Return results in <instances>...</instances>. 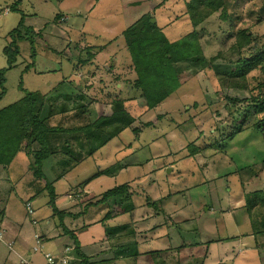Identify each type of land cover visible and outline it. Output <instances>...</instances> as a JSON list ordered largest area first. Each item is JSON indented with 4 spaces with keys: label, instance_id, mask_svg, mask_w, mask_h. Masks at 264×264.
Here are the masks:
<instances>
[{
    "label": "rangeland",
    "instance_id": "obj_1",
    "mask_svg": "<svg viewBox=\"0 0 264 264\" xmlns=\"http://www.w3.org/2000/svg\"><path fill=\"white\" fill-rule=\"evenodd\" d=\"M16 1L0 0V70L8 65L3 54V48L7 44L5 37L18 27L22 15L25 16V25L37 31L40 37L35 46V57L31 56V46L27 41L19 42L21 54L15 69L5 75L6 93L0 99V108L21 99L25 92L53 94L56 91L53 85L64 79L69 81L70 75L75 76V73H72L73 64H77L81 57L88 58V48L99 45V49H104L97 59L98 64H93L92 68H98L101 77L107 79L105 82L109 86L108 89H104V84L99 85L98 82L97 87L89 92L88 97L92 99V103L87 109V118L84 121L75 120L74 114L65 117L54 115L50 125L60 130L81 126L87 121L92 124L100 119L102 113L111 114L116 109H121L120 105H116V101L115 104L110 101L133 96L126 87L130 88L129 85L136 75L124 38L119 36L125 27V19L135 15L139 17L152 10V20L158 21L159 25L174 21V24L164 29L168 37L176 39L192 30L190 22L183 17L186 3L177 5L183 0H172L155 11L152 4L145 0H104L98 4L95 0H22L21 3ZM159 2L160 0H155L153 4ZM225 4L237 7L240 21L231 23L230 17L227 21L223 20L221 10L203 22L197 29L205 55L210 58L222 53L223 57L215 62L220 65L236 60L238 56L232 52L235 41L233 36L243 27H249L254 34L252 55L264 52V20L258 23L264 0H225ZM12 5L16 7L15 10H11ZM7 9L9 12L6 13ZM229 11L230 14L233 13ZM111 14L114 16L111 17ZM179 16L180 19L177 18ZM116 35L119 37L105 49L107 39ZM109 53H113L114 58L113 55L108 56ZM32 63V70L24 71V68ZM113 68L119 69L121 74L110 72ZM110 73L111 78L107 77ZM204 75L206 77L197 76L190 80L151 111L144 108L143 99L139 98L137 93L136 97L128 102L131 105L124 106L129 109L131 115L138 116L137 121L91 155H88L91 148L80 132L50 134L48 146L53 155L42 167L46 179L36 178L31 169V175L39 180L38 185L32 186V176L27 175L28 169L22 170L27 176L15 187L18 195L12 194L10 204L13 203L16 211L14 212L23 220L24 203L27 198L30 199L31 190L34 195L44 192L36 197L34 207H38V210L47 209L45 203L50 200L46 189L47 182H53L63 172L66 174L70 170L69 166L88 155L86 161L75 166V170L71 172L72 179L81 184L97 174L98 170L102 172L109 169L112 174L105 183L94 181L89 187L90 192H102L122 183L129 184L131 179H135L132 181L133 185H130L135 211L125 213V218L119 220L117 225L125 227L124 231L128 233L134 231L143 244H150L147 239L150 231L164 228L165 238L159 239V247H153V250L170 247L174 252L164 257L165 260L160 251L153 253L152 260L157 254V264H204L200 256H203L206 250L209 251L206 264H264V235L251 234L249 214L245 212L244 206H236L242 205L240 202L245 203L242 199L245 192L264 190V135L254 129L258 116L249 118L243 133L230 139L226 138L234 129L232 124L236 111L249 107L253 97L264 99V68L250 73L245 84L240 83L242 88L236 86L230 90H220L215 71L206 70ZM118 83L123 87L120 90L116 86ZM235 97L241 99V103H234L232 98ZM250 113L253 114V110ZM146 123H151V126H146ZM134 127L141 129L138 135L133 131ZM111 129L114 127H111L109 132L113 131ZM191 144L201 147V154L193 156L189 148ZM32 149L36 152L41 147L34 143ZM149 158L153 159L147 167H134L135 164L144 166ZM34 163V160H30V166ZM144 172L146 175L143 178L136 177ZM67 183H54L56 191L62 192ZM9 185L8 172L0 166L2 198H8ZM69 191L71 192V189ZM169 194L171 199L166 201L167 203L160 200ZM97 198L94 197L91 201ZM88 202L82 201L79 207L78 200L74 206L67 209L81 212ZM4 203L9 205L7 201ZM108 211L110 210L105 204L90 207L78 223L83 225L94 222L93 224L106 227L105 216ZM114 213H117L116 208ZM37 229L41 232L40 226ZM99 229L104 228L99 226ZM106 231L110 236L107 235V243L113 249L123 241L133 240L132 235L116 239L115 230ZM180 246L181 250L175 252ZM14 249H18L17 243ZM9 251L0 243L2 264L6 261L7 264L19 263L20 259L13 251ZM133 253L134 250L130 251L129 255ZM149 253L148 250L145 260L147 264L151 263ZM120 254L125 255L126 252L122 249ZM33 255L34 259H41L37 252ZM68 255L73 258L72 264L78 262L75 261V252H69ZM23 256L28 257L25 254ZM102 257L100 256V259ZM43 262L45 264L44 258ZM135 263L137 262H134L133 258H125V262L121 264ZM94 264L101 262L98 259Z\"/></svg>",
    "mask_w": 264,
    "mask_h": 264
},
{
    "label": "trees",
    "instance_id": "obj_2",
    "mask_svg": "<svg viewBox=\"0 0 264 264\" xmlns=\"http://www.w3.org/2000/svg\"><path fill=\"white\" fill-rule=\"evenodd\" d=\"M21 1L17 0L16 3H21ZM151 1L153 0H145L147 3ZM168 1L170 0H160L154 10ZM186 5L183 17L190 22L192 30L177 39L168 37L164 28L160 27L157 22L152 23V19H154L153 13L147 12L137 18L126 19V26L121 35L124 38L136 75V78L129 85L130 91L134 95L128 100L135 98L137 93H139L138 96L143 99L144 108L148 111L158 107L193 78L205 76L206 70L215 71L220 90L224 88L230 90L236 88V86L242 88L240 83L244 82L245 84V80L250 73L259 68H264L262 66L264 65V52L252 55V45L255 38L249 27L239 28L233 36L235 41L232 45V52L238 56L233 62L224 65L216 64L215 62L219 58L221 59L223 54L208 58L203 51L197 28L214 13L221 10V18L223 20L227 21L228 17H230L231 23H238L240 14H238L237 7L225 4V0H188ZM12 7L11 10H15L16 7L13 5ZM229 10L233 13L230 14ZM24 17L22 15L18 27L5 37L7 44L3 49V54L7 58L8 65L0 70V88L2 89L0 99L6 93V73L17 66L21 54L19 42L27 41L31 46V56H36L35 46L40 34L25 25ZM57 18L61 17L57 16ZM177 18L180 19V16ZM263 20L264 6L261 8L258 23ZM114 40L107 41L105 46L112 44ZM87 54V59L81 57L78 63L74 65V72L80 65L85 66L91 62L96 55L90 48L87 49ZM32 67L33 63L31 65L28 64L24 71H30ZM232 99L234 103H241L242 101L237 97ZM120 100L116 101V105H120L121 109H116L111 114L102 113L100 119H97L92 124L87 121L81 126H71L60 130L50 125V120L54 115L60 114L65 117L74 114L72 116L75 120L84 121L87 118V109L92 103V99L82 90L78 91L72 81H66L65 79L59 83L56 91L51 95L41 92H25L21 99L0 109V166L3 168L8 167L19 152H25L35 162L31 166L34 176L38 179H46L42 167L44 162L53 155L48 146V137L56 132L76 134L80 132L85 136V142L91 148L88 155L95 153L96 150L107 145L113 138L119 136L137 121L136 117L131 115L129 109L124 107V101L126 100ZM251 110H253V114L250 113ZM235 114L232 124L234 129L231 133H228L226 138L230 139L243 133L249 118L256 116H258V119L254 123V129L264 135V99L253 97L249 107L243 110L238 109ZM146 126H151V123H146ZM111 127H114V129H111L113 131H110V133L109 129ZM140 130L138 127L133 128L137 135ZM34 143L40 145L41 149L39 151H33L32 145ZM191 145L189 147L191 149L190 152L192 151L193 156H196L202 148L195 144ZM85 158L79 159L78 162L69 166V169L74 168ZM102 172L99 171L79 184L77 188L86 186L93 179L100 176ZM64 174L65 172L58 179L62 178ZM46 186L50 198L48 204L59 221L58 227L71 239L74 250L79 252L80 244L77 236L79 231L84 230L86 226H83L79 231L69 230L64 224V219L74 214L57 207L58 195L54 182L49 181ZM92 197L98 198L92 202ZM82 201L89 202L76 215H84L87 213L88 208L105 204L110 210L105 216V222L118 217V215L132 212L135 209L131 186L127 183L111 188L99 196L91 195L86 199L81 197L79 198V207ZM155 205L156 203H154ZM243 206L245 212L249 214L253 235H264V213H261L264 212V190L247 193ZM115 208L117 213H114ZM123 249L126 252V256L122 254L125 258L139 256L137 243L131 239L125 241ZM132 250H134V253L129 255ZM201 260L204 263L205 258L203 257Z\"/></svg>",
    "mask_w": 264,
    "mask_h": 264
},
{
    "label": "crops",
    "instance_id": "obj_3",
    "mask_svg": "<svg viewBox=\"0 0 264 264\" xmlns=\"http://www.w3.org/2000/svg\"><path fill=\"white\" fill-rule=\"evenodd\" d=\"M103 1L104 0L96 1V4L102 3ZM153 1H155V0H153ZM153 1L148 3V4H152V8L158 4V3L153 4ZM170 1H172V0H170ZM170 1H168V2H170ZM187 1L188 0H183L180 3L178 2L179 4H177V5L179 6L180 4H185ZM168 2H166V3H168ZM164 5H165V3L161 7H163ZM93 9H94V7L92 8V10ZM182 9H184V8H182ZM185 9H186V7H185ZM7 12H9V9L6 10V13ZM151 12H152V10H150V13ZM123 13H124V11H123ZM113 16H114V14H111V17H113ZM133 18H137V16L135 15V17H133ZM156 22L158 23V21H156ZM173 22L174 21H169L166 24L159 25V26L163 27L165 29L167 26L174 24ZM124 26H126V19L124 20ZM124 29H125V27H124ZM123 30L120 32L119 36H121ZM119 36L116 35L111 39H107V41L115 39V38L117 39ZM110 45H112V44H110ZM119 45H121V44H119ZM119 45L117 47H119ZM108 46H105L106 48L105 47L104 48L107 49ZM93 48L92 49L94 50V53H96L95 58L93 60H91V62L86 64L85 66L82 65L80 68H77L76 72H74V64H73L72 73L73 74L75 73L74 74L75 76H71V75L68 76L69 81L73 82L74 87L77 88L78 91L82 90L87 96H90L89 92H91L92 90H94L97 87L96 84L98 82H100L99 85L104 84L105 88H104V86H102V88H104V89H108V87H109L108 84L106 83L107 79L101 77L102 75L100 74V71H98L99 69L96 68V70H95L92 68L94 66L93 64H98L97 62L99 60H97V59H98L99 55L103 52L104 49H99V45H94ZM112 55H113V53L112 54L109 53L108 56L111 57ZM108 56H106V58ZM113 58H114V55H113ZM110 72H112L113 74H115V73L121 74V71L117 68H113L112 71H110ZM112 73L107 74V77L111 78ZM73 77H75V79ZM58 85H59V83L53 85V87H57ZM116 86H117V88H119V90L123 88L121 83H118ZM126 89H129V91H130V88L126 87ZM117 95H118V93H117ZM131 97L132 96H129L127 98L121 97L122 99L126 100V101H124V105L126 107H128V105H131L128 103L129 101H131V100H128ZM118 100H120V98H115L113 101H110V102H112L111 104H115L114 101H118ZM134 117L137 118L138 116H134ZM120 149L121 148H119L118 151H120ZM136 152H137V150H136ZM199 154H201V153H199ZM199 154H197V155H199ZM87 159H88V157H86L81 163H83ZM149 159L150 160H147L145 162L146 164L144 166H140L139 164H135L134 167L141 168V169H143L144 167H147L153 158L152 159L149 158ZM30 160H31V158L29 156H27V154L25 152H19L17 154V156L15 157V159L13 160V162L8 167L3 168L1 166L3 169H6V171L8 172L9 183H10L9 186L10 187H9L8 198L7 197L2 198V190L0 189V226H1L2 230L4 231V235L6 236V238H5L6 241H8V242L12 241V242H14V245H15V243H17V246H18L17 250L14 249V246H13V250H10L5 244L4 245L10 251H13L14 254L19 259H20V257L29 258L30 261L32 262V264H44V262H43L44 253L61 254L62 252L65 251V249L67 247H70V248H73L72 252H75V255H76L75 261H78V262H76V264H94L98 259H99V262H101V264H121V263L125 262V257L122 254H120V251L124 248L125 241H123L122 244L119 243L120 245L118 247H115V249H113V247L107 243V241L110 237L109 234H107V231H106L107 229L115 230L116 239H122V238H125L126 235H132V237H133L132 241H135L137 243V249H138V254H139L138 257L136 256L133 258V261L137 262L135 264H144L145 263V260L147 258L146 252L148 250L150 251V253L148 254V257L150 258V261L152 264H157V261H156L157 260V257H156L157 254L155 255V259L152 260L153 259V253L160 251V255H162L163 260H165L167 255H170L171 253L174 252V250H171L170 247H165L164 249H160V250L159 249L153 250V247H157L159 245V239L165 238L164 234H165L166 230L164 228H160V229L156 228V229H154V231H150L148 233V235H147L148 237L147 236L146 237L149 240L150 244H147V243L143 244L142 239H140L139 235L136 236L134 231H132L131 233L124 231L125 227H121L120 224L117 225V222L119 220L124 219L126 214H121L117 218L107 220L105 222L106 227H103L104 225H100V224H93L94 222L88 223V224L84 223L83 225H79L78 220H80L86 214L78 216V215H76L77 213H79L78 211L74 212V211L69 210L67 208L74 206L77 203V201L79 200V198H81V197H84V199H86L91 195H98V194H101V193L111 189V188L118 186V185H116V186L108 188L102 192H97V193L96 192H90L89 187L94 181H99L100 183H105L109 179V176L112 175L110 173L109 169L106 170L105 173H102L100 176L93 179L89 184H87L84 187H78L77 188V186L80 184L79 181L72 179L73 176H71V172L73 170H75L76 167H74V168L70 169L68 172H66V174L63 175L62 178L58 179L56 177L53 181L54 183H56L58 181L59 182H61V181L68 182L66 188L62 192L56 191V193L58 195L57 207L60 209H65V210H67V212H71V214L72 213L74 214L73 216L70 215L64 219V224L66 225V227L69 230L79 231L83 226H86V228L84 230L79 231L78 236H77L79 244H80L79 252L74 250V246L72 244L71 239L63 233L61 228L58 227L59 221L54 216L53 210H52L51 206L48 204L49 200H47L45 203V204H47V209L43 210L42 208H39V210H38V207H34V204L36 202V197L38 195H43L44 192H39V193H36L35 195L32 194L33 190H31V192H29V198L30 199L27 198L26 202L24 203L25 207H24V215H23V220H22V217L15 213L16 211L13 208V203L10 204V202L13 198L12 194L16 193L15 187H17V184L21 180H23V178L26 177L28 174L29 175L33 174L32 170H31L32 167L30 166ZM24 168L28 169L27 175L24 174V172H22V170ZM43 170H44V168H43ZM253 171H255V170H253ZM98 172H99V170H98ZM19 175H21V176H19ZM145 175H146V173L144 172V173L137 175L136 177H139L138 179H141ZM31 176H32V182H33L32 186L38 185L39 180L38 179L36 180V178L33 175H31ZM44 176L46 177L45 173H44ZM134 180L135 179H131V181H130L131 183H129V184L133 185L132 181H134ZM73 181H74V183H73ZM31 189H32V187H31ZM55 189H56V186H55ZM70 189H71V192L69 193ZM253 191H257V190H253ZM253 191H251V192H253ZM82 192L84 195H82ZM247 193H250V192H245L243 194L242 199L244 200V202H245V195ZM170 197H171V194L161 197L160 200H163L164 203H167L171 199ZM2 199H6L5 201L9 202V205L6 206L7 204H5L4 203L5 201ZM28 202H30L33 206V209L35 211L34 218L37 220V224H33L31 221V216H29L27 214L26 204ZM239 204H242V205H236V206H239L240 208L244 205L241 202ZM238 208H235V209H238ZM41 224H43V226ZM33 225H34V227H33ZM250 225H251V221H250ZM38 226L41 227V232L38 231V229H37ZM99 226H101V228H104V229H99ZM100 230H103V231H100ZM251 234H252V227H251ZM37 236L40 237V241H41L40 249L37 252L39 254V256L41 257V259L39 257L35 258V259L33 258V256H34L33 254L35 253L33 251V248L37 245ZM84 238H87V239L84 240ZM147 239H145V240H147ZM32 242H35V244H32ZM120 242H121V240H120ZM141 248L144 250L142 251ZM178 248L175 251L177 253L181 250V246ZM24 251H26V252H24ZM13 252H11V253H13ZM208 252L209 251L206 250V253L203 256H200L202 258L203 257L205 258L204 264L207 263ZM24 254L27 255L28 257H24L23 256ZM100 256H103V257L100 259ZM128 259H131V258H128ZM177 259H180V258L177 257ZM153 261H154V263H153ZM2 263H3L2 259L0 258V264H2ZM5 264H7V261L5 262ZM17 264H22L21 259H20V262ZM145 264H147V263H145Z\"/></svg>",
    "mask_w": 264,
    "mask_h": 264
},
{
    "label": "built area",
    "instance_id": "obj_4",
    "mask_svg": "<svg viewBox=\"0 0 264 264\" xmlns=\"http://www.w3.org/2000/svg\"><path fill=\"white\" fill-rule=\"evenodd\" d=\"M27 214L31 216V221L33 224H37V220L34 218L35 211L30 202L26 204ZM0 243L5 244L10 250H13L14 242L6 241L4 231L0 226ZM41 246L40 237L37 236V245L33 248L34 252H38ZM73 248L67 247L62 254H52V253H44V261L45 264H71L73 258L68 255L69 252H72ZM22 264H32L29 258L20 257Z\"/></svg>",
    "mask_w": 264,
    "mask_h": 264
},
{
    "label": "water",
    "instance_id": "obj_5",
    "mask_svg": "<svg viewBox=\"0 0 264 264\" xmlns=\"http://www.w3.org/2000/svg\"><path fill=\"white\" fill-rule=\"evenodd\" d=\"M152 23H155V20H152Z\"/></svg>",
    "mask_w": 264,
    "mask_h": 264
}]
</instances>
